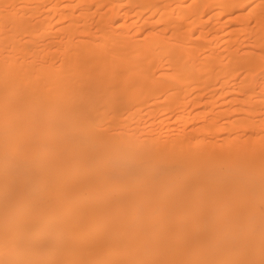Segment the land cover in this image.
<instances>
[{
	"label": "bare ground",
	"instance_id": "obj_1",
	"mask_svg": "<svg viewBox=\"0 0 264 264\" xmlns=\"http://www.w3.org/2000/svg\"><path fill=\"white\" fill-rule=\"evenodd\" d=\"M73 1L0 0V264L264 254V104L253 81L214 44L204 54L169 2L105 0L94 20L86 6L98 0H76L79 15ZM206 93V109L218 94L231 102L209 133L256 135L187 136L182 110ZM160 106L178 111V133L139 118Z\"/></svg>",
	"mask_w": 264,
	"mask_h": 264
},
{
	"label": "rangeland",
	"instance_id": "obj_2",
	"mask_svg": "<svg viewBox=\"0 0 264 264\" xmlns=\"http://www.w3.org/2000/svg\"><path fill=\"white\" fill-rule=\"evenodd\" d=\"M98 1L99 3L94 2L90 6H86L90 7L89 11L94 20H99L101 14L107 10V7L104 5L105 0ZM163 1L165 3L169 2L170 4L164 11L172 13V22L182 32H191L194 41L199 43L204 42V47L206 48L203 52L204 54L210 53V44L212 43L218 52V57L227 59L231 64L234 62L238 64L235 74L241 80H245L246 84L247 82L253 81V84H255L253 100L260 101V103L264 104V100L262 99L264 95V0ZM71 3L75 7V15H79L80 7L77 9L76 0ZM58 26L55 27V30H57ZM246 63L249 64L246 65ZM159 74L160 71L157 75ZM251 77H253V80H249ZM237 88L236 91L240 92V86ZM209 94H204L203 99L198 104L190 105L182 110L185 114V121H182H184L187 136L195 138L200 134L206 135L207 133L208 136L206 135V138L208 142L220 143L223 141L222 139L230 137L236 131L242 135H256L255 131L245 130L244 128L239 129V126L233 129L227 128L216 133H209L211 130H206L208 120L214 117L220 124L224 123L228 120V117H225L226 113H228L226 109L231 107L229 98L220 97L218 99V94L217 98L214 99V106L206 109L205 102L209 98ZM226 95L222 94V97H226ZM238 96L242 97L243 95L241 93ZM259 107L264 109V105ZM177 114L178 111L175 112L174 110L163 111L160 106L159 108L150 110L145 109L139 118L148 125L154 123V126L150 129L173 135L179 132V129H176V126H178L176 123ZM235 116L236 114L234 115V112H232L231 117ZM255 117L262 123L259 128L264 130V114L259 113V110H257ZM137 118L135 117L133 122ZM175 258H188L190 260L180 264H264V254L256 253L220 252L199 255L178 254ZM198 259H205L207 261L202 262L198 261Z\"/></svg>",
	"mask_w": 264,
	"mask_h": 264
}]
</instances>
